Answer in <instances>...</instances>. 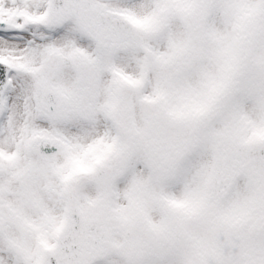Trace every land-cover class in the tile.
<instances>
[{"label":"snow or ice","instance_id":"obj_1","mask_svg":"<svg viewBox=\"0 0 264 264\" xmlns=\"http://www.w3.org/2000/svg\"><path fill=\"white\" fill-rule=\"evenodd\" d=\"M0 264H264V0H0Z\"/></svg>","mask_w":264,"mask_h":264}]
</instances>
